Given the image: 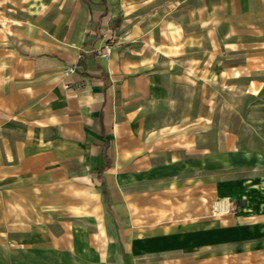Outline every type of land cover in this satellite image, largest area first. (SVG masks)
Returning a JSON list of instances; mask_svg holds the SVG:
<instances>
[{
	"label": "crops",
	"instance_id": "obj_1",
	"mask_svg": "<svg viewBox=\"0 0 264 264\" xmlns=\"http://www.w3.org/2000/svg\"><path fill=\"white\" fill-rule=\"evenodd\" d=\"M61 1L0 0V264H258L264 0H155L124 30L100 0L75 46Z\"/></svg>",
	"mask_w": 264,
	"mask_h": 264
},
{
	"label": "rangeland",
	"instance_id": "obj_2",
	"mask_svg": "<svg viewBox=\"0 0 264 264\" xmlns=\"http://www.w3.org/2000/svg\"><path fill=\"white\" fill-rule=\"evenodd\" d=\"M98 4L102 5V2L100 0H62L59 7L56 4L49 6L48 22H55L58 16L60 22V33L58 35L55 34L57 36H51V38H63L66 43L75 46L82 35L95 36L96 34L88 31V28L93 25L91 18L98 13ZM155 4V0H116L114 7L108 5L106 16L99 25L104 30H115L118 28L124 30L126 28L130 29L132 26L137 27V25H143L148 19L152 20V16L150 15L154 11ZM123 21L124 27L122 26ZM121 35L122 33L119 35L112 34L106 41L112 46L117 43ZM126 42L129 44L131 41ZM126 42L124 44H127ZM210 89L215 92L217 85H210ZM214 200L216 198H211L210 213L212 216H220L212 214ZM134 259L136 260V257ZM159 259L167 260L169 258H147L144 260H147L146 263L148 264L159 262ZM257 261L258 264H264V257H259Z\"/></svg>",
	"mask_w": 264,
	"mask_h": 264
},
{
	"label": "built area",
	"instance_id": "obj_3",
	"mask_svg": "<svg viewBox=\"0 0 264 264\" xmlns=\"http://www.w3.org/2000/svg\"><path fill=\"white\" fill-rule=\"evenodd\" d=\"M111 40V39H110ZM111 51V45L108 43H105L101 48L97 50L99 56L102 58H108ZM75 68L74 66H68L64 70V75H68L72 72H74ZM232 202H230L226 198H219L214 200L213 206H212V214L213 215H223L225 213H228L232 211Z\"/></svg>",
	"mask_w": 264,
	"mask_h": 264
},
{
	"label": "trees",
	"instance_id": "obj_4",
	"mask_svg": "<svg viewBox=\"0 0 264 264\" xmlns=\"http://www.w3.org/2000/svg\"><path fill=\"white\" fill-rule=\"evenodd\" d=\"M103 3H105V0H102Z\"/></svg>",
	"mask_w": 264,
	"mask_h": 264
}]
</instances>
